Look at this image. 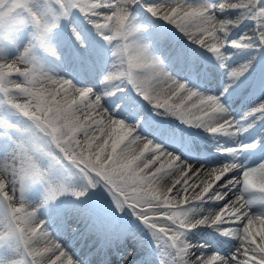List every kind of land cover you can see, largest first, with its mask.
I'll return each mask as SVG.
<instances>
[{"label":"snow or ice","instance_id":"snow-or-ice-1","mask_svg":"<svg viewBox=\"0 0 264 264\" xmlns=\"http://www.w3.org/2000/svg\"><path fill=\"white\" fill-rule=\"evenodd\" d=\"M259 2L220 0L215 5H188L182 0H165L146 7L152 16L174 25L193 43L221 57L228 25L238 24L239 21H221L215 15L216 11L242 7L251 11ZM56 3L64 15L69 9L78 8L98 32L106 33L105 40L118 42L113 53L118 57V63L105 76L106 81L126 79L137 95L190 126L204 127L212 134H235V121L226 115L227 109L219 97L199 93L172 77L159 58L151 54L149 46L133 38L138 28L129 22V8L138 0H56ZM104 9L110 11L104 12ZM256 15L264 17V7ZM56 18L53 10L36 8L35 0H0V39L20 25L30 24L34 29L33 40L43 43L55 26L53 21ZM73 35L80 40L79 33L74 32ZM258 38L264 45V31L259 33ZM232 46L240 48L247 45L234 41ZM30 53L31 47L28 46L15 59L0 62V93L42 134L34 136L28 143L18 144V158H9L8 166L0 165V197L8 205V215L0 217V225H5L7 229L6 233L0 234V242L17 239L23 245L29 264H44L46 258L50 264H76L60 244L51 240L43 223L34 219L36 212L23 202L24 181L29 178L46 181L48 177L47 171L38 165L32 153L38 152L56 160L48 150V146L54 145L63 158L79 169L90 186L95 187L96 183L102 182L117 209H132L152 230L154 237L165 240L173 247L178 246L182 230L198 224L224 225L234 220L241 225L224 232L240 241L236 254L230 259L215 254L207 258L197 257L191 264H264V215H251L248 211L251 201L243 195H236L234 200L229 195L230 186L235 184H242L244 192L264 193V162L243 171L242 177L230 179L229 174L239 165L225 164L207 171L205 175L210 179L201 184H189L184 168L194 171L191 165L182 166L173 153L166 152L147 137L135 135L136 126L115 118L101 105L100 96L92 89L76 88L70 80L56 79L41 72ZM175 55L179 58L181 54ZM221 67L226 65L221 64ZM246 71V67L229 69L227 76L230 82L225 90ZM16 76L22 80L12 79ZM252 113L264 115V99L249 110V114ZM138 141L143 144L140 151L132 147ZM226 151L235 152L236 149ZM146 153L150 154V158L146 157ZM173 170L181 173V179H177L172 187H158L156 182L161 175L171 174ZM181 182L183 187L177 188L174 195H169ZM48 184L47 199L54 200L64 190L63 186L51 181ZM197 187L200 188L198 192ZM189 188L192 194L182 196ZM74 195L83 196L84 192H75ZM205 198L226 203L219 212L196 222H188L185 207ZM162 221L166 223L162 224ZM41 239L46 241L43 247L39 246ZM179 251L184 253L186 249L180 248Z\"/></svg>","mask_w":264,"mask_h":264},{"label":"bare ground","instance_id":"bare-ground-1","mask_svg":"<svg viewBox=\"0 0 264 264\" xmlns=\"http://www.w3.org/2000/svg\"><path fill=\"white\" fill-rule=\"evenodd\" d=\"M139 2L150 5L153 3H163L165 2V0H140ZM182 2L188 5H215L218 4L220 0H217L216 2H213L211 0H182ZM233 2H235V0H233ZM259 3H262L264 7V0H260ZM131 7L129 11V22L131 24H136V27L138 28V31L134 33V35L138 36L140 33H142V30L145 32L146 37L149 39L148 43H151L154 46V56L156 57L157 55H159V60L164 64L166 71L170 73L172 77H174L178 81L186 83L187 87L192 88L199 93L208 96L219 97L220 101L227 109V112L229 111V114H232L234 117L240 116L241 112L245 110V107H248L250 109L253 108V106L258 104L259 101L264 97V59L262 55H259V50H255V48L252 47L253 32L255 31L253 28L254 19H251L248 22H241L240 24L228 25L229 31L227 32V34L236 33L237 31H239V29H241V27H245L242 31V37L247 36L250 37V39H245L243 41L245 43L252 41V43L249 44V46L252 47L251 49L248 47V45L246 47L240 48L233 47L232 42L227 41L226 34L224 35L225 48L222 49L221 57H217L215 54L196 44L203 54L202 56H200L199 53L197 54V52L190 46H182L183 44L179 42V38H184L189 41L191 40L177 27L159 17L156 18L157 20H160L162 24L159 23V21L157 22L153 17L139 8V3L133 4ZM261 8L262 7H260V10ZM240 10L241 8L216 11L215 15L221 21H234L236 19L235 17H237V14L240 13ZM141 23L148 24L150 28H143ZM70 24L72 26L66 24L67 31L72 34L74 32L79 33L80 40H82V35L86 37H90V35H93V28L85 24L80 17L75 21H71ZM257 24L260 28L264 24V17L258 16ZM169 31L171 34L169 33ZM157 38H162V40ZM61 41L63 43L65 39L60 40L59 43ZM16 42H21V40H13V45H15ZM7 46L11 45L7 43ZM106 47L107 46L103 47V49H106ZM78 52H81L80 49H78ZM78 52L77 50H71L68 41L64 42L63 49L61 48V45H59L58 56H52V59L50 58L47 63V70L51 72L52 75L54 74L53 78L68 80L69 77L74 80L73 82L80 81L81 79H84V76L82 75L84 69L83 65L80 64L78 60L86 63L88 66L90 65V63L97 62V64L95 65V73L97 79L99 80V83L96 88H91L87 85L77 86L73 82L72 84L76 88L92 89L96 95L100 96L101 105L106 110H108L115 118L120 119L124 122L126 121V119L131 117V115H125V110L127 109V107L135 106L138 108V110L143 107V104L138 99H132L129 105H124L122 108H110L113 101L117 97H121L122 93L120 95L117 94L116 96H114L110 93L109 87L114 82H118L121 83L120 85H123L124 80L118 79L113 81H106L104 80V78L109 74V70L111 69L112 65L116 66L118 61L115 62V59L109 52H105L103 54V52L101 51V54H99V56L94 57V61L87 60L84 54ZM176 53L181 54L179 58L175 55ZM101 55H104L107 60L101 62ZM210 59L214 62H211ZM221 64H225L226 67H221ZM243 64L252 66V68L254 67V70L251 71L246 79H241L239 85L236 83V86L234 88L230 87L225 90L226 84L230 82L229 77L227 76L228 70L240 68ZM106 69H108V72ZM101 74H103V78H101ZM250 84L252 85L250 87V92L248 94H244L243 96V91L247 87H249ZM238 99L241 101L240 103L238 102ZM145 103L151 108H155L148 101ZM8 110V105L4 102H0V114L5 113ZM143 112L144 111H141L142 114ZM249 115L250 117L246 119L236 118V122L239 126H241L242 123H245L244 127H242L243 133L242 135L238 133L237 139L245 136L244 134L247 131L248 127H250V134H252L256 131H259L261 126L264 125V121H260V117L262 116L260 113H252ZM172 116L177 117L174 115ZM20 120L24 121L22 118H20ZM148 121L150 122L149 125H143V128H140L141 134L138 133L139 130L136 129L135 135L141 137L152 135L154 138L159 137L162 140H167V147L163 148V150L173 154L174 152L172 151V148H177L179 146H182L186 149L190 148V150L193 151L195 147H199V141L212 147H217L220 146L221 143H226V138L224 135L212 134L206 131L204 127L191 126V128L195 129V131L197 132V135L195 136L190 131L182 127H171L170 125L163 124L170 127L172 132L177 136V141H169L171 140V136L168 132H164L163 129H159V132L151 131V128H155V125L153 123V120H151L150 118H148ZM82 137L83 136L81 134L80 138ZM132 147L137 151H140L143 148V144L142 142L138 141L137 144L132 145ZM52 149V145L48 146L49 151H51ZM189 155H195V152H192ZM200 156L201 157L199 158H195V160H192L191 158L193 157L190 156H177L179 158L178 163H180L182 166L191 165L192 169H194L193 171L188 169L187 167L184 168V171L187 173L189 184H201L202 181L210 179L205 175L207 171L211 170L212 168L221 167L225 164L235 163L239 165L236 170L229 174L228 178L230 179L235 176L242 177L243 171L253 167H257L260 163L264 162V153L259 154L255 159H253V157L247 156L246 160L240 159V157L237 156L235 152H225L218 156L212 157H209L206 153H202L200 154ZM259 156H261L260 160H258ZM146 157L150 158V154L146 153ZM232 157L233 161L231 160ZM39 158L40 161L37 163L43 170L47 171V180H36L34 182H31V180L26 179L23 183L24 188L31 183L34 184V186L27 188L22 192L23 198L28 199L29 203L33 205L30 210H34L36 212V216L34 219L43 223V226L47 230L51 240L60 244L61 246H64L67 243V245L64 246L63 249L75 262L76 260H78L81 262V264H118L119 260L126 259L125 264H129L134 259V257L137 256L138 258L136 259L135 264H174L175 259L177 261V264H191V262L197 257L207 258L211 255L216 254L213 251L208 250L209 248L216 247L219 249V247H222L224 251L230 249L234 254H236L237 249L239 248L240 241L237 238H235L231 234H224L226 229L241 227V225L237 224L233 220L226 222L224 225L209 226L208 224H202L201 230H195V238L202 240V242L205 244V248L194 246V244L190 243L189 240L185 241L186 245L180 241L178 246L175 248L178 255L174 259L170 248L167 247V244H165L162 239H159L157 243H152L147 247V250L143 256H138L140 249H144V247L146 246V235L139 229L138 221L135 220L130 214H128L125 208L121 210L124 211V215L130 217V219L126 217L125 222H118L117 228L113 229L112 227L116 224V221L112 216H110L109 213H107L105 215L106 218H104L103 213H97L96 209L91 208L86 203L69 201L63 208H61L59 206L54 207L48 200H45L44 195L41 194V191L45 190L46 184L49 181V172L47 169H49L51 172L57 169L53 165V163L49 161V159L51 158L50 156L39 153ZM0 165L5 166V164L2 163L1 160ZM251 165L253 167H249ZM156 166H158V164L154 167ZM154 167L152 170H154ZM72 168L79 172V169L76 166H72ZM177 179H181V173L173 170L171 174H162L156 183L158 187L164 189L166 187H172ZM80 182H85V179H83V177L79 174L71 179V183L74 185ZM66 183L69 184L70 181H67ZM182 187V182L179 185H175L173 193H170L169 195H174L175 190ZM199 190L200 188L197 187L196 191L198 192ZM34 191H36L35 194ZM75 192L80 191L78 188L71 186L69 189L71 197H78L74 195ZM191 194L192 190L191 188H189V191L187 193H182V196ZM209 195H211V193ZM229 195L233 200L235 199L236 195H243L246 200L251 201L248 208V211L251 215H264V193L255 191L244 192L242 184H235L230 186ZM109 196L112 198L110 193ZM223 202L224 204L226 203V201H214L208 198L193 202L187 205L184 209L187 214L186 220L191 223L196 222L204 217H209L213 213H217L220 211V209L224 206V204H221ZM5 207L6 204L0 197V217L6 216ZM47 215H49V217L45 218ZM89 219H93L91 223H96L103 228H107V230L109 231V236L106 240L107 245L105 249L101 250V247L96 248L95 250L91 251L87 257H84L82 249H91V247H93L98 240V234L96 233L97 231H95L91 227V225L89 226L87 222ZM85 222H87V225H85ZM161 223L163 224L166 222L162 221ZM206 229L213 230V233H209ZM184 232L188 233L186 229L182 230L181 237L184 236ZM223 237H225V240L222 239ZM40 241L45 240L41 239ZM75 241L79 242V249L73 247ZM45 243L46 241L39 242V246L43 247ZM127 245H129L130 247L127 248ZM20 246L22 245L20 244ZM180 248H184L186 249V251L184 253H181L179 251ZM22 249L23 253L25 254L23 247ZM112 254H114L113 257L118 258V261H115L114 263L113 261L107 263L108 258ZM54 258L55 257H52V259ZM27 263L29 264V261ZM44 264H50V261L46 258ZM76 264L78 263L76 262Z\"/></svg>","mask_w":264,"mask_h":264},{"label":"rangeland","instance_id":"rangeland-1","mask_svg":"<svg viewBox=\"0 0 264 264\" xmlns=\"http://www.w3.org/2000/svg\"><path fill=\"white\" fill-rule=\"evenodd\" d=\"M139 1L140 0H138L139 8L142 11L149 14L157 22L159 21V23L162 24L160 20H157L155 16H152V14L148 12L146 4L139 2ZM213 1H217V0H213ZM35 7L40 10H47V9L53 10L57 14V18L53 21L55 26L50 29L49 33L47 34V38L43 43L36 42L33 40L32 34H33L34 29L32 28L30 24L20 25L15 31L6 33L4 38L0 39V62H3L4 60L10 61L12 59H15L20 51H22L25 47L30 46L31 47L30 55H31V58L34 60L36 66L39 67L41 72H43L47 76L54 77V74L52 75V73L47 70V63L50 60V58L52 59V56L54 57L58 56L59 45H61V48L63 49V44L64 42H67V41L69 43L71 50L73 51L77 50L78 52V49H80L81 52H78V53H82V54L84 53L86 58H88L89 60L94 59V56L96 55L97 51H100V52L102 51L103 54L105 52H109L111 56L115 59V62L118 61V57L113 55L118 42L105 40L104 34L106 33L102 34L101 32H98L96 28L94 27V25L89 22V19L86 18L84 14H82L79 11L78 8H71L68 10L67 15H64L62 14L60 5L56 3V0H35ZM260 7H263L262 3L261 4L258 3L256 8L251 11L247 8L242 7L240 10V13L237 14V17L234 16L236 18L234 21L238 20L239 21L238 24H240L241 22H248L249 20L254 19L253 28H255V33L253 34H255L256 37L254 36L252 40L255 42V44H253V47L254 48L259 47V50L264 53V45L260 43V40L258 38L259 33L261 31H264V24L260 28H258V24H257L258 16L256 15V12L260 10ZM103 11L108 12L110 10L104 9ZM129 11H130V8H129ZM48 14L51 15V12H49ZM79 17L83 20L85 24L93 28V31H92L93 35H90V37H86L82 35L81 37L82 40L80 41L77 40L74 37V35L72 33H69L66 29V24L71 25L70 22L77 20ZM146 27H150V26L148 25ZM244 28L245 27L243 28L241 27V29H239V31H237L236 33H228L227 41L228 42L235 41L237 43L248 45L249 48H252L251 46H249L251 42L245 43L241 39L242 31ZM142 33L145 34V32H142ZM133 38L139 41L141 39V36H134ZM63 39H65V41H63V43L62 41L59 43V41ZM13 40L14 41L21 40V42H16L15 45H13ZM179 41L181 43L182 42L186 43V40H184V38H180ZM139 42H141L142 44H147L149 46V51L154 56V53L151 50V46L148 44V42H143V41H139ZM7 43H9L11 46H7ZM105 46H107L106 49H103V47ZM194 48L198 49V47H194ZM196 51H199V50H196ZM101 58H102L101 62L104 60L105 61L107 60L104 55L101 56ZM212 62L214 61L212 60ZM80 63H83L82 65H84L83 66L84 72L82 73V75L84 76V79H81L80 81H77V82H73L74 80L68 77V80L75 83L77 86L87 85V86H90L91 88L93 87L96 88L99 83V80L97 79V76L95 73L96 71L95 65L97 64V62L90 63L89 66L84 62H80ZM242 67L247 68V71L244 73V75H247L248 73H250L249 65L243 64ZM114 68L115 66L112 65L111 69L109 70V73L112 72ZM106 70L108 72V69ZM244 75H242L239 78V80H237L238 83ZM103 77H104L103 74H101V78ZM12 79L17 80V81L22 80V78L18 76L13 77ZM123 80H125L124 81L125 88L128 89V92H129L127 96H130V97L126 99V97L123 98L124 97L123 96L122 97L123 100L121 98L122 101H120L119 103H118V99L115 100L113 104H111L110 108L120 107V105H124L129 100V98L132 97V94L137 95V93L132 89V86L127 82V80L126 79H123ZM118 84H119L118 82H114L111 84V86L109 87L110 89L109 91L111 94L124 92L123 88L120 87ZM140 98L142 101L145 100L141 96ZM0 102H6V98L4 97L2 93H0ZM8 106L10 107V109L5 113L0 114V140L4 141L2 143V147L0 148V160L2 161V163L5 164V166L9 165L10 163L9 158L13 156H16L18 158L19 156V149L17 147L18 144L28 143L34 136L42 135L38 132V130L34 129L33 125L26 117H24L17 110L13 109L9 104ZM154 112H159L161 114L170 115L166 113L165 111H160V110H155ZM20 118H22L24 121H21ZM176 118L179 119L178 117H175V119ZM136 121H139V120L137 119ZM136 121L132 122V124L135 125ZM179 123L183 127L189 129V126L186 123L182 122L181 120ZM81 139H83V137ZM52 146H53V149L51 150V152L56 157V160H53V158L51 157L49 161L53 163V165L56 167L57 170H54L51 172L49 169H47L49 172V181H51L52 184H55L58 186L62 185L64 190L54 200L48 199L50 203L52 205H59V203H62V201L64 204L68 202V200L84 202L90 205L92 208L95 207L97 211H101L104 214L109 212L112 215L116 216V217H113L116 220V222H120V221L125 222L124 216H127V215H123L122 213H119L120 217H117L118 216L117 212H124V211L116 208L115 204L113 203L112 198L109 196L110 192L104 186V184L100 182V183H96L95 187L90 186L88 183V180L84 177V175L81 172H77L76 170L70 169V166H75V165L71 161L67 160L66 158H63L62 154L59 153L58 149H56L54 145ZM32 155L36 162L40 161L38 152H34L32 153ZM16 162L18 163V159L16 160ZM77 174L81 175L83 179H85V182H80L74 185L71 183V179L75 177ZM65 179L67 180L65 181ZM32 181L34 182V180H31V182ZM67 181H70V183L67 184L66 183ZM71 186L78 188L80 192H84V195L79 196L76 199L71 197V194L69 193V189ZM46 187L48 190L49 184H47ZM22 189H23V186H22ZM47 190L42 192L46 194V197H47ZM19 198H20V190L18 188L17 199L19 200ZM23 202L25 206L28 207L29 209L33 207V205L29 203L28 199L23 198ZM221 204H224V202ZM7 208H8V205L6 203V208H5L6 216L8 215ZM124 208L127 213H129L130 211L129 214L132 217L133 215H135L133 214L134 212L132 211V209L127 208V207H124ZM48 217L49 216H46L45 218H48ZM128 219H130V217H128ZM113 227L115 228L116 225H114ZM138 227L146 235V245H151L152 241L158 242L159 239L153 236L151 229H149L143 222L138 223ZM199 228H200V225L198 224V227L197 226L193 227L191 228L192 230L189 229L191 231H188V233L185 232L183 234L184 236L180 237L178 244L181 241L186 245L185 241L189 240L190 243L194 244V246L201 247V245H203L202 242L198 240L197 238H195L194 236L195 230ZM206 230H209V229H206ZM6 232H7L6 226L0 225V234L6 233ZM222 239L225 240V237H223ZM40 242H45V241H40ZM164 243L167 244V247L172 248V254L175 256L176 255L175 247H173L170 243L165 242V240H164ZM20 244L21 243L15 238L5 239L3 242H0V264H14V262L15 264H28L27 262L29 261V258L26 256V254L23 253V249H22L23 245L21 244L22 246H20ZM62 247L64 246L62 245ZM219 248L220 250L224 251L222 247H219ZM210 250H213L219 255L224 256V258H228V259H230L232 255H234V253L230 249H227L226 251H224L225 253H222L220 250H216L214 248H211ZM76 262L78 264H81V262L78 260H76Z\"/></svg>","mask_w":264,"mask_h":264}]
</instances>
